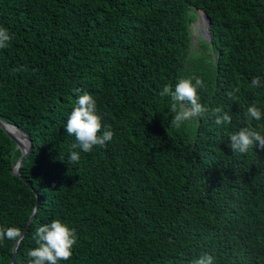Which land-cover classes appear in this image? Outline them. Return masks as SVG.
<instances>
[{
  "label": "trees",
  "instance_id": "16d2710c",
  "mask_svg": "<svg viewBox=\"0 0 264 264\" xmlns=\"http://www.w3.org/2000/svg\"><path fill=\"white\" fill-rule=\"evenodd\" d=\"M194 9L209 15L211 36L192 50ZM0 27L12 36L0 49V119L31 144L21 179L11 172L19 149L0 129V228L21 230L38 200L14 264H27L52 220L77 234L58 264H193L205 253L264 264V150L228 147L242 127L264 134V86H251L264 84V0H0ZM193 76L207 111L174 127L159 93ZM85 92L99 134L114 133L90 152L64 129ZM253 104L260 121L244 115ZM217 107L231 124L214 123ZM12 245L0 243V264Z\"/></svg>",
  "mask_w": 264,
  "mask_h": 264
},
{
  "label": "clouds",
  "instance_id": "9594fccd",
  "mask_svg": "<svg viewBox=\"0 0 264 264\" xmlns=\"http://www.w3.org/2000/svg\"><path fill=\"white\" fill-rule=\"evenodd\" d=\"M195 14V19H191L187 26L197 20L198 14L201 15L200 20L202 22V35L203 40L210 39V18L204 10H191ZM208 20V21H207ZM189 25V39L191 38ZM199 37V38H200ZM198 38V39H199ZM12 39L9 31L0 27V49L6 48ZM19 69H16L18 71ZM195 80V84L192 81ZM251 86L261 87L262 78L259 76L253 77L251 80ZM205 87L203 80L200 77L193 76L189 79H180L176 83L174 89L171 85H165L160 91V97H170L172 101L171 110L175 112V116L172 118V126L179 127L184 121L190 120L193 117L202 116L207 109L199 102L197 95V89ZM240 91L239 87L229 91L227 96L232 99L235 98V94ZM177 104H180V110L177 112ZM212 115L215 117L214 123L216 125L231 124V116L227 112L219 107L212 109ZM245 117L249 121L262 119V112L256 105H251L244 113ZM65 131L69 135H74L77 143H74L72 147L80 148L84 152H90L94 146L104 147L106 142L111 141L114 133L109 129L102 130L101 117L97 114L96 102L92 95L85 92L82 95H78L76 105L67 118L64 126ZM230 143L228 147L233 153L245 154L254 147H259L264 150V134L252 127H242L239 131L232 133L229 137ZM80 159L78 152H71L69 156V162L77 163ZM21 232L18 228L8 227L0 228V243L4 240L16 241L20 238ZM36 247L28 250L27 256L30 258L27 264H58L59 261H67L72 256L73 246L77 242V234L75 229L70 228L60 220H52L48 224L41 225L36 229L33 236ZM213 256L205 253L198 259L193 261V264H213Z\"/></svg>",
  "mask_w": 264,
  "mask_h": 264
},
{
  "label": "water",
  "instance_id": "95a60500",
  "mask_svg": "<svg viewBox=\"0 0 264 264\" xmlns=\"http://www.w3.org/2000/svg\"><path fill=\"white\" fill-rule=\"evenodd\" d=\"M8 126L12 127L13 130H15L16 132L8 130V128H7ZM0 129H2L5 132V134L13 141V143L15 145L14 148H18L19 149V155H18L17 159L15 160V162L12 165L11 172H12V174L20 177L21 179H24V177H22L20 175V173H19V168H20V166H21V164H22V162L24 160V157L26 156V154L28 153V151L30 149V145L31 144H30V140L28 138V135L24 131H22L20 128H18L16 125L4 122L1 119H0ZM19 136L24 139V142H22L20 140ZM35 197H36V193H35ZM37 205H38V200H37V197H36L33 209L31 211V213L29 214V216H28L25 224L23 225L22 229L20 230V232H21L20 238L22 237L24 231L27 229L28 224L30 223V221L34 217V213H35V211L37 209ZM20 238H18L16 241H13L12 254L10 256L8 264H14L15 249H16V246H17Z\"/></svg>",
  "mask_w": 264,
  "mask_h": 264
},
{
  "label": "rangeland",
  "instance_id": "374dc122",
  "mask_svg": "<svg viewBox=\"0 0 264 264\" xmlns=\"http://www.w3.org/2000/svg\"><path fill=\"white\" fill-rule=\"evenodd\" d=\"M195 14H194V17H193V19H195ZM200 17H201V15L200 14H198V16H197V20L195 21V22H193L192 21V23H190V24H192L191 25V28H190V34H191V38H190V45H191V47H190V49H192V50H195L196 49V47H197V44H199L198 43V38L200 37V36H202V37H205V34L204 35H202V22H201V20H200ZM192 19V20H193ZM189 24V25H190ZM189 25H188V28H189ZM201 38V37H200Z\"/></svg>",
  "mask_w": 264,
  "mask_h": 264
},
{
  "label": "bare ground",
  "instance_id": "6f19581e",
  "mask_svg": "<svg viewBox=\"0 0 264 264\" xmlns=\"http://www.w3.org/2000/svg\"><path fill=\"white\" fill-rule=\"evenodd\" d=\"M7 128H8V130H10V131L16 132L15 130H13L12 127H9V126H8ZM19 138H20V140H21L22 142H24V139H23L22 137L19 136Z\"/></svg>",
  "mask_w": 264,
  "mask_h": 264
}]
</instances>
